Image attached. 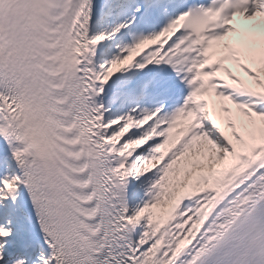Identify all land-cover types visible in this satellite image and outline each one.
I'll return each instance as SVG.
<instances>
[{
  "label": "snow or ice",
  "instance_id": "snow-or-ice-1",
  "mask_svg": "<svg viewBox=\"0 0 264 264\" xmlns=\"http://www.w3.org/2000/svg\"><path fill=\"white\" fill-rule=\"evenodd\" d=\"M0 264H264V0H0Z\"/></svg>",
  "mask_w": 264,
  "mask_h": 264
}]
</instances>
